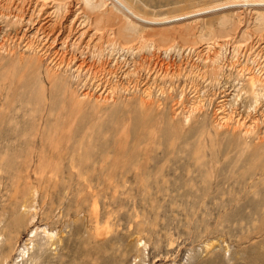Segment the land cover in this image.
Wrapping results in <instances>:
<instances>
[{
  "label": "rangeland",
  "instance_id": "rangeland-1",
  "mask_svg": "<svg viewBox=\"0 0 264 264\" xmlns=\"http://www.w3.org/2000/svg\"><path fill=\"white\" fill-rule=\"evenodd\" d=\"M125 2L132 22L105 0H0V232L13 174L61 239L22 261L35 227H17L0 264H264V89L245 93L264 82V0Z\"/></svg>",
  "mask_w": 264,
  "mask_h": 264
},
{
  "label": "bare ground",
  "instance_id": "bare-ground-1",
  "mask_svg": "<svg viewBox=\"0 0 264 264\" xmlns=\"http://www.w3.org/2000/svg\"><path fill=\"white\" fill-rule=\"evenodd\" d=\"M106 1V3H108L109 5H111V8L112 9H114L115 10V13H116V15L119 17V19L120 20H122V19H127V20H130L131 22L132 21H134V19L132 20V16L133 17H135V18H138L139 16H137V14L133 11V8H131L126 2H125V0H105ZM194 13V12H193ZM109 17H111V15H112V10H110L109 11ZM139 14V13H138ZM191 15H193V14H191ZM150 20V19H149ZM118 24H119V22H118ZM135 23H133L132 25H134ZM124 28H125V30L126 31H133V29L131 28V27H129L128 26V24H126L125 26H124V23H121V27L119 28V31L122 33V31L124 30ZM207 40H208V38H207ZM211 40V39H210ZM209 41V40H208ZM140 42H144L143 41V38L141 37V41ZM128 43V42H127ZM204 43V42H203ZM212 44H214V43H209L208 45H206V48H208L209 49V51H210V48H212L211 46H212ZM218 44V43H217ZM119 45H120V47H122L123 45H125V43L123 44L122 43V45H121V42H119ZM215 45H216V42H215ZM214 45V46H215ZM220 45V44H219ZM198 47V46H197ZM216 47V46H215ZM244 47V46H243ZM186 48H188V47H186ZM193 48V47H192ZM191 49V48H190ZM214 49V48H213ZM239 49V48H238ZM217 56V55H216ZM218 57V56H217ZM218 59V58H217ZM214 60V59H213ZM214 62H216L215 60H214ZM264 82H262L261 81V79H259L258 77H256L255 75H251V76H249L248 78H247V84H246V87L245 88H247V90L245 91V93H247V92H249L250 94H251V96H253L254 98L258 95V93L256 92L257 91V89L259 88V86L262 88V90L264 89V84H263ZM150 95V94H149ZM237 95H238V93H237ZM248 95V94H247ZM264 95V94H263ZM257 98V97H256ZM255 102V106L257 105V102H258V100L257 99H255L254 100ZM222 105H223V103H222ZM256 108V107H255ZM223 111H225V109H223V110H220L219 111V113H224ZM250 111V110H249ZM255 111H256V109H255ZM227 114H229V113H227ZM248 114V113H247ZM246 122V121H245ZM253 126L254 125H252L250 128H251V132H254L255 131V129L256 128H253ZM250 130V129H249ZM249 132V131H248ZM33 136L34 135H32V138H33ZM36 136V135H35ZM34 136V137H35ZM51 138L53 139L54 137L53 136H51ZM34 139V138H33ZM42 140H43V138H41ZM35 140V139H34ZM69 141V140H68ZM33 142V141H32ZM45 142V141H44ZM58 143H60V142H58ZM41 144L43 145V143L41 142ZM40 144V145H41ZM34 145V144H33ZM49 145V144H48ZM44 146V145H43ZM42 146V147H43ZM52 146V145H51ZM54 147H53V149L54 150H56V153H50L51 155H50V157H47L46 155H45V153L47 152V150H46V152H40V154L39 155H37V153H36V155L37 156H39V158L37 157V161H38V163H37V166H35L34 168H35V170H39V174H40V180H41V182H45V183H51V182H54V180H55V178H56V175H58L57 174V172H59V165L56 163V164H54V160L55 159H57L58 160V158H60L61 157V155L59 154V153H61V151L63 150V149H61V146H58L56 143H55V145H53ZM45 147H47V146H45ZM50 147V146H49ZM32 148V147H31ZM68 148V147H67ZM80 148V147H79ZM47 149V148H46ZM7 150V149H6ZM33 150V149H32ZM43 150V149H42ZM41 150V151H42ZM89 151V150H88ZM23 152V151H22ZM37 152V151H36ZM39 152V151H38ZM50 152V151H49ZM55 152V151H54ZM81 152V151H80ZM79 152V154L81 155V153ZM87 152V151H86ZM28 153H29V151H28ZM23 154V153H22ZM29 155V154H28ZM70 155H72L71 156V158L73 157L74 158V154H73V152H72V154H70ZM30 156H32V152H31V154L29 155V157ZM70 158V157H69ZM70 158V159H71ZM78 158V157H77ZM27 160H28V158H27ZM74 160H76L75 158H74ZM74 160L72 159V162H71V164H72V167H74V164H75V162H74ZM30 162L32 161V159L30 158V160H29ZM77 161V160H76ZM27 163V162H26ZM26 163L25 164H23L24 166L26 165ZM29 163V162H28ZM27 163V164H28ZM74 163V164H73ZM6 164V163H5ZM8 166L9 167H13V161L12 160H9L8 161ZM31 164V163H30ZM23 165H21V164H19V165H16V163H15V165H14V167L15 166H18V168H16V169H19V168H21L20 166H22L23 167ZM70 165V164H69ZM258 165V164H257ZM28 166H29V164H28ZM261 167L260 168H262V166H263V163H262V165H260ZM13 167V168H14ZM1 168L2 167H0V170H1ZM13 168H10L9 170H10V172H11V169H12V171L15 169H13ZM264 168V167H263ZM262 168V169H263ZM16 169H15V171H16ZM23 169V168H22ZM73 169V168H72ZM76 169V168H75ZM255 169V168H254ZM258 169H259V167H258ZM2 170H3V168H2ZM8 171V170H7ZM258 171H260V170H258ZM257 171V172H258ZM262 171H264V170H262ZM2 172V171H1ZM9 172V171H8ZM7 172V173H8ZM21 172H24V171H21ZM19 173V175L20 174H23V173ZM82 172V171H81ZM261 172V171H260ZM4 173V172H3ZM12 173V172H11ZM13 173H14V171H13ZM18 173V172H17ZM78 173V172H77ZM252 173H254V172H252ZM256 173V172H255ZM254 173V174H255ZM262 173V172H261ZM9 174V173H8ZM80 174H82V173H80ZM5 175V174H4ZM3 175V176H4ZM6 176H8V175H6ZM245 176V175H244ZM1 178H2V175L0 176ZM23 177V176H22ZM8 178L11 180V182L13 183L12 184V189H13V194L11 195V198H10V204H9V206H12V208H9V209H11V210H9L8 209V211H10L9 213L8 212H6V213H8L9 215L7 216H5V212H3V213H5V214H3L2 215V220H4L5 221V228L7 229H5L6 231H9V234L7 233V235H5L2 231L0 232V237L1 236H3L4 235V237H3V239L1 238L0 239V252H9V251H11V250H13V248H14V246H15V244H17V242H18V236L17 235H15L14 233L16 232V228L17 227H25V228H28V226L29 225H31V226H34V223H35V220H36V218H37V215H38V213H37V205H36V201L38 200V197H40V192H39V190L36 188V187H34V185H28L27 184V181H25V183H24V185L22 184V186H20V185H18V182H17V180H20V178H19V176H17V175H14L13 176V174H10L9 176H8ZM28 179V178H27ZM57 179V178H56ZM257 180V179H256ZM10 182V181H9ZM20 182V181H19ZM23 182H24V179H23ZM53 184H55V183H53ZM37 186H39V185H37ZM42 186V185H41ZM40 186V187H41ZM49 186V185H48ZM39 187V188H40ZM246 188V187H245ZM45 190L47 189L46 187L44 188ZM49 191V189H47V192ZM42 194V193H41ZM46 194H48V193H46ZM43 195V194H42ZM50 195V194H49ZM45 196V195H44ZM46 197H47V195H46ZM53 197V196H52ZM52 197H50V200H51V198ZM49 198V197H48ZM54 198V197H53ZM52 198V199H53ZM41 200V199H40ZM45 200H47V198L45 199ZM244 200V199H243ZM9 202V201H8ZM46 202V201H45ZM44 202V203H45ZM52 203H51V205H53V200L51 201ZM43 203V202H42ZM49 203V202H48ZM7 204V205H8ZM49 205V204H48ZM61 205V204H60ZM6 206V205H5ZM39 206V205H38ZM54 206V205H53ZM48 207H50V206H48ZM52 207V206H51ZM50 207V208H51ZM45 208V207H44ZM47 208V207H46ZM49 208V209H50ZM59 208V207H58ZM68 208V207H67ZM39 209V208H38ZM43 209V208H42ZM48 209V208H47ZM94 209H96L95 207H94ZM45 210V209H44ZM5 211H7L6 209H5ZM49 211V210H48ZM41 212V211H40ZM50 212V211H49ZM92 212H94V210L92 211ZM91 212V213H92ZM45 213V212H44ZM47 213V212H46ZM98 213V212H97ZM96 213V214H97ZM40 214V213H39ZM48 214H50L51 215V212L50 213H48ZM61 214V213H60ZM95 214V213H94ZM96 214H95V216H96ZM41 215V214H40ZM43 216H44V214H42ZM98 215V214H97ZM52 216H54L53 214H52ZM56 216V215H55ZM60 215H58V216H56V217H59ZM4 217V218H3ZM5 217H7V218H5ZM45 217V216H44ZM47 217V216H46ZM45 217V218H46ZM40 218V217H39ZM42 218V217H41ZM49 218V217H48ZM95 218H98V216L97 217H95ZM54 219H55V217H54ZM57 219V218H56ZM39 220V219H38ZM49 220V219H48ZM92 220V219H91ZM53 221H55V220H53ZM38 222V221H37ZM58 223V222H57ZM96 224H98V223H96ZM95 224V225H96ZM41 225V224H40ZM51 225V224H50ZM38 226V225H37ZM35 227V228H33V230H31V235H30V237H29V240H30V243H27V244H24V248L22 249V261H24L25 259H27V262L28 261H30L31 259H32V254H30L31 252V249L32 248H34V245H35V243H34V238H37L38 236H41L42 237V239L45 241L44 242V245H45V248H44V253H47V252H49V251H51V250H53L52 248L54 247V246H56L57 244H58V242H60L61 241V239H57V230L56 231H54V230H50L49 228H51V226L49 227V228H47V227ZM53 227V226H52ZM97 227V226H96ZM2 228V227H1ZM107 228V227H106ZM4 229V228H3ZM30 229V228H29ZM56 229V228H55ZM97 229H98V231H100L99 230V227H97ZM17 230H18V228H17ZM21 230H23V228L21 229ZM4 231V230H3ZM95 231H97V230H95ZM17 232H19V231H17ZM21 232V231H20ZM23 232V231H22ZM102 232V231H101ZM61 233V232H60ZM71 233V232H70ZM109 233V232H108ZM58 234H59V232H58ZM97 234V233H96ZM15 235V236H14ZM19 235V234H18ZM108 235V234H107ZM63 236V235H62ZM97 236V235H96ZM105 238H106V236H105ZM107 239V238H106ZM63 240V239H62ZM63 242H64V240H63ZM30 244H31V247H29L30 246ZM67 244V243H66ZM65 244V245H66ZM144 243L142 242V245H143ZM59 245V244H58ZM57 245V246H58ZM69 245V244H68ZM138 245H139V243H138ZM146 245V244H145ZM144 245V246H145ZM36 246V245H35ZM56 246V247H57ZM140 246H141V243H140ZM139 246V247H140ZM43 247V246H42ZM56 247H54V249L56 248ZM144 248V247H143ZM211 248V247H210ZM140 249V248H139ZM56 250V249H55ZM140 251V250H139ZM47 257V256H46ZM46 257H45V259H46ZM135 258V257H134ZM48 259V258H47ZM138 259V258H137ZM59 260V259H58ZM58 260H56V261H58ZM55 261V262H56ZM57 263H59V262H57ZM56 263V264H57ZM64 263V262H63Z\"/></svg>",
  "mask_w": 264,
  "mask_h": 264
}]
</instances>
